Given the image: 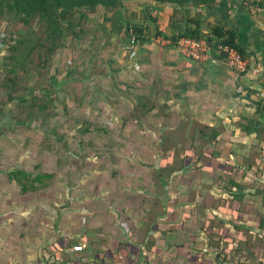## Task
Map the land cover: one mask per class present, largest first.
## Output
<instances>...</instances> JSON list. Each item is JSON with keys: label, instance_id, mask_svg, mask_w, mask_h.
I'll list each match as a JSON object with an SVG mask.
<instances>
[{"label": "trees", "instance_id": "16d2710c", "mask_svg": "<svg viewBox=\"0 0 264 264\" xmlns=\"http://www.w3.org/2000/svg\"><path fill=\"white\" fill-rule=\"evenodd\" d=\"M215 5L216 0H0V34L3 33L0 40L6 50L2 56L4 64L0 65V91L15 92L18 87L20 89V74L27 78L49 73L57 58L61 57L63 60L66 57L62 55H66L70 49L68 40L81 41L82 38H87L94 57L101 41L99 38L104 40L102 46L105 48H117L116 42L121 39L126 47L132 46L131 38H134V44L144 43L149 37L146 20L155 26L158 34H162L156 27L158 15H153L155 11L169 14L167 30L163 36L170 45H176L183 36L205 38L210 55L216 60L224 59L225 53L219 48L224 45L236 49L246 58L235 30L219 20L208 21L203 18L200 8H212ZM133 7L138 10H133ZM193 8L198 9L192 11ZM97 13L99 15L96 16ZM89 15L94 17V29L92 25L86 26ZM134 48H126L125 51L130 55ZM87 71H93L94 75L98 73V67L95 65L94 70ZM26 88L29 95L21 100L22 103H27L29 109L24 113L22 129L29 128L31 125L28 123L40 116L43 122L45 118L58 114L55 108L57 103L53 101L59 100L57 94L51 99L46 90L39 94L33 86ZM140 97L143 98L142 101L137 102L126 115H122L121 122H116L113 126L119 127L127 121L132 123L144 119L156 108L155 102L147 95ZM68 100L67 103L71 102ZM66 102L62 103L65 108ZM33 107L37 109H31ZM217 132L218 130L213 132L200 126L160 130L166 151L153 162L142 163L149 167L150 172L139 183L140 188H149L145 192L151 200L148 202L142 197L138 203L150 205L147 210L142 211L139 228L127 219L130 223L127 231L129 234H137L135 240L142 243L147 252L156 248L159 239H164L173 248L177 234L182 230L176 222L175 206L185 201V196L181 195V184L189 183V188L192 187L191 190L194 191L191 198L193 206L187 209L185 218L192 222L190 241L194 247H202L203 243L195 239L200 235L204 238L205 246L214 251L212 257L216 264H264V235L255 230L256 226L264 231V214L253 206V193L243 182L245 172L239 173L240 164L235 160L232 147L222 145L225 139ZM204 140L206 141L203 142ZM245 161L244 159L242 164ZM247 161L250 162L249 169L256 173L260 160ZM52 174L47 170L33 173L24 168H14L7 175L18 184L21 193L25 194L47 188ZM260 176L258 174L255 177ZM251 213L253 217L249 215ZM248 226H252L253 230ZM151 230L158 232L157 238L150 235ZM100 235L102 236L95 237L94 240L84 237L83 241L81 238L61 237L52 244L55 258L57 252L68 254V247L71 249L75 243L84 241L86 245L80 251L82 254L78 264H99L97 260L107 257L106 254L113 248L119 251L123 246L127 250L139 246L131 242L123 243L113 236L105 239L102 233ZM103 246L106 253H93ZM87 248H91L93 253L91 261L83 259ZM116 253L117 251L109 255L110 264H116L117 259L120 261ZM192 257L188 262L195 264L196 256ZM201 262L212 263L204 258ZM59 264H64L63 258Z\"/></svg>", "mask_w": 264, "mask_h": 264}, {"label": "rangeland", "instance_id": "374dc122", "mask_svg": "<svg viewBox=\"0 0 264 264\" xmlns=\"http://www.w3.org/2000/svg\"><path fill=\"white\" fill-rule=\"evenodd\" d=\"M133 10L138 8L133 7ZM92 18L93 15H89L87 27L93 24ZM162 20L156 21L159 27L164 25ZM94 27L95 24L92 29ZM99 40L94 57L87 38L68 40L70 49L62 55L66 57L63 60L57 58L49 73L27 78L20 74V89L0 91V182L7 183H0V203H17L16 207H19L2 214L9 205L2 208L0 204L2 239L22 232L41 231L54 235L59 230L71 238L73 234L86 230L101 237L99 233L104 234L106 226L113 228L115 233L126 232L130 226L127 216L118 217L123 211L128 212L126 208L119 209L124 208V203L140 202L142 197L148 202L151 200L145 192L149 188L139 187L150 172L149 167L142 163L149 164L164 154L166 145L161 134L156 138L151 134L150 124L137 128L127 121L119 127L113 126L119 121L116 116L121 118L132 109L136 97L132 98L128 86H120L117 74L111 72L115 71L114 65L112 70L111 66L109 68L113 57L118 55L115 61L121 64L122 57L129 55L125 51L126 46L122 51L120 47L105 48L102 46L104 40ZM5 51L0 40V65L4 64L2 56ZM134 51L135 48L129 57ZM95 65L98 73L93 75ZM126 71L124 76L130 77L131 73ZM29 86L39 94L46 90L51 99L57 94L59 100L53 101L57 103L58 114L45 118L43 122L40 116L28 123L31 125L29 128L22 129L24 113L29 107L21 99L29 95L26 88ZM67 99L71 102L67 103ZM142 99L139 97L137 100ZM64 101L66 108L62 104ZM31 109L36 110L37 107ZM14 168H24L33 173L47 170L53 174L47 188L22 194L18 184L7 175ZM117 213L120 215L115 219L113 216ZM134 220L140 221L138 215ZM4 221L6 225L1 224Z\"/></svg>", "mask_w": 264, "mask_h": 264}, {"label": "crops", "instance_id": "0c3cea01", "mask_svg": "<svg viewBox=\"0 0 264 264\" xmlns=\"http://www.w3.org/2000/svg\"><path fill=\"white\" fill-rule=\"evenodd\" d=\"M197 9L193 8L192 11ZM200 10L206 20H219L225 26L235 30L237 40L244 48L245 59L248 60L247 71L236 72L230 69L224 61L211 62L209 59L197 61L184 55L178 47L170 45L164 38L163 33L167 30L169 14L158 11H155L153 15H158L157 22L163 19V26L159 27L156 24L162 34H158L155 26L151 27L150 22L146 21L149 28L147 40L142 44L136 43L133 56L122 57L121 64L115 61L118 59V55L113 57L109 68L111 66L110 70H112L114 65L115 71L111 72L114 75L117 74L116 80L120 86H128L127 89H130L132 98L136 97L135 104L140 102L137 99L143 94L156 104V108L150 111L146 118L133 121L132 126L146 127L150 124L149 127H152L150 132L155 138L160 130H170L176 127L200 126L213 132L218 130L219 136H223L225 139L219 143L232 147L235 160L240 164L239 173L245 172L243 182L249 186L247 189L253 193L251 198L255 200L253 206L264 214V14L250 13L241 0H216L214 7L204 6ZM180 17L179 14L178 18ZM158 36L160 38L156 39ZM155 41L160 42L159 45H156ZM116 43L122 51L125 43L122 39ZM125 69L131 73L130 77L124 76ZM119 88L117 87V89ZM119 118L116 116V119L119 120L117 122H121ZM153 129L160 130L154 131ZM244 159L246 161L242 164ZM247 159L260 160L256 173L249 169L250 162ZM258 174L261 176L255 177ZM0 183L5 184L6 181ZM189 185V183L181 184V195L185 196V201L175 206L178 212L176 222L179 223L182 230L177 234L173 248L164 239H159L156 248L152 252H147L144 245L135 240L137 234H129L128 231L123 232L122 230L115 233L113 228L106 226L107 220L106 224L104 223L107 229L103 231L104 234L102 233L105 239L113 236L123 243L131 242L139 246L129 250L123 246L122 252L113 248L106 254L108 258L97 260L99 264H110L109 255L116 251L120 258V261L117 259L116 264H191L188 259L193 258L192 256H196L195 264H203L201 262L203 258L211 260V264H216L212 257L214 251L205 246L202 236L198 235L195 238L203 243L202 247H194L190 241L192 222L185 218V212L193 206L191 198L194 191L191 190L192 187L189 188ZM196 186L198 187V185ZM247 197L249 196L247 195ZM0 204L2 208L9 205L7 209H3L2 214L19 209L16 207L17 203ZM164 204L166 205V203ZM149 205L147 203H124V208L119 210L122 211L126 208L125 211L128 213H123V211L122 215L119 214V216L117 213L113 217L116 219L117 215L118 218L125 215L139 228L142 222V211L147 210ZM127 208L130 209V212L127 211ZM137 215L140 221L135 222L134 218ZM249 215L253 217L252 213ZM1 218L3 219V217ZM249 222L252 223V220ZM1 224L6 225L7 222L4 221ZM253 224L256 225V222ZM248 227L252 229V226ZM255 230L264 235V231L257 229L256 226ZM86 231L75 233L72 238H81L83 241L86 237V239L94 240L98 235ZM149 233L155 238L158 237V232L151 230ZM52 234L39 231L37 233L13 234L6 239L0 237V264H59L62 258L64 264L80 263L78 259L82 253L72 251L70 247L67 249L68 254L57 252L56 257L59 259L55 258L52 244L61 237H71L62 230ZM84 242H79V244L85 247ZM163 244L164 247H162ZM106 251L103 246L93 253L102 255ZM93 253L91 248H87L83 259L91 261Z\"/></svg>", "mask_w": 264, "mask_h": 264}, {"label": "built area", "instance_id": "2783aa9c", "mask_svg": "<svg viewBox=\"0 0 264 264\" xmlns=\"http://www.w3.org/2000/svg\"><path fill=\"white\" fill-rule=\"evenodd\" d=\"M243 5L249 10L250 13H262L264 14V0H241ZM158 36L156 39H159ZM161 40V39H160ZM159 40V41H160ZM132 46L126 47L127 49H132L135 47V40L131 38ZM181 52L187 57L202 61L209 59L211 62L217 61L210 55L209 45L205 38H192V37H180L175 45ZM219 48L225 53L224 61L226 65L236 71L245 72L248 67V60L243 58L240 53L229 46H219ZM72 251H81L83 246L79 243H75L71 247Z\"/></svg>", "mask_w": 264, "mask_h": 264}]
</instances>
